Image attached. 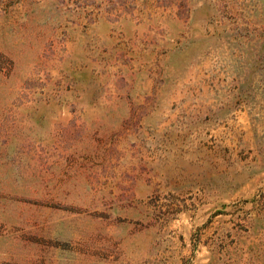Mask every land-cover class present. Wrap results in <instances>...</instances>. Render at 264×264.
<instances>
[{"label": "rangeland", "instance_id": "rangeland-1", "mask_svg": "<svg viewBox=\"0 0 264 264\" xmlns=\"http://www.w3.org/2000/svg\"><path fill=\"white\" fill-rule=\"evenodd\" d=\"M0 264H264V0H0Z\"/></svg>", "mask_w": 264, "mask_h": 264}]
</instances>
